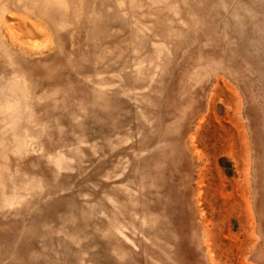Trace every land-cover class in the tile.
I'll return each instance as SVG.
<instances>
[{"label": "rangeland", "instance_id": "1", "mask_svg": "<svg viewBox=\"0 0 264 264\" xmlns=\"http://www.w3.org/2000/svg\"><path fill=\"white\" fill-rule=\"evenodd\" d=\"M0 264H264V0H0Z\"/></svg>", "mask_w": 264, "mask_h": 264}]
</instances>
